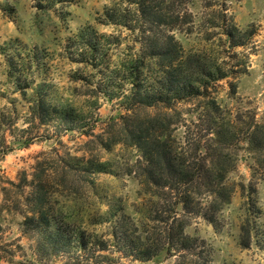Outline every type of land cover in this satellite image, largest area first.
I'll return each mask as SVG.
<instances>
[{"label":"clouds","instance_id":"1","mask_svg":"<svg viewBox=\"0 0 264 264\" xmlns=\"http://www.w3.org/2000/svg\"><path fill=\"white\" fill-rule=\"evenodd\" d=\"M0 264H264V0H0Z\"/></svg>","mask_w":264,"mask_h":264}]
</instances>
